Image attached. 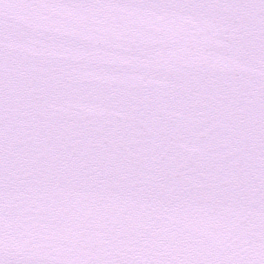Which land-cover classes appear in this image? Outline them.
Returning <instances> with one entry per match:
<instances>
[{
	"label": "snow or ice",
	"instance_id": "obj_1",
	"mask_svg": "<svg viewBox=\"0 0 264 264\" xmlns=\"http://www.w3.org/2000/svg\"><path fill=\"white\" fill-rule=\"evenodd\" d=\"M0 264H264V0H0Z\"/></svg>",
	"mask_w": 264,
	"mask_h": 264
}]
</instances>
